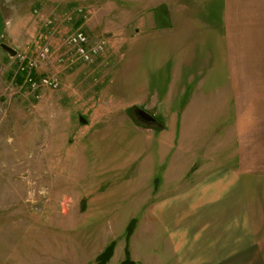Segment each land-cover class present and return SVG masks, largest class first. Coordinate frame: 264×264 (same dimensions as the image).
I'll use <instances>...</instances> for the list:
<instances>
[{
  "label": "rangeland",
  "instance_id": "1",
  "mask_svg": "<svg viewBox=\"0 0 264 264\" xmlns=\"http://www.w3.org/2000/svg\"><path fill=\"white\" fill-rule=\"evenodd\" d=\"M74 31L103 42L93 63ZM3 45L47 46L35 76L58 88L35 98ZM230 76L264 77V0H0V264H95L111 243L120 264L149 205L189 182L181 146L225 140Z\"/></svg>",
  "mask_w": 264,
  "mask_h": 264
},
{
  "label": "crops",
  "instance_id": "2",
  "mask_svg": "<svg viewBox=\"0 0 264 264\" xmlns=\"http://www.w3.org/2000/svg\"><path fill=\"white\" fill-rule=\"evenodd\" d=\"M243 80L230 76L223 82L232 104L230 122L218 134L223 143L205 149L185 143L179 149L197 165L186 186L164 192L161 202L149 205L147 240L141 246L135 247L134 224L127 248L137 264L264 260V77L251 86ZM214 114L224 115L216 109Z\"/></svg>",
  "mask_w": 264,
  "mask_h": 264
},
{
  "label": "built area",
  "instance_id": "3",
  "mask_svg": "<svg viewBox=\"0 0 264 264\" xmlns=\"http://www.w3.org/2000/svg\"><path fill=\"white\" fill-rule=\"evenodd\" d=\"M77 13L80 14L81 10H77ZM50 23V20L46 21V24ZM66 44L71 46L74 54L85 63H93L103 49V42L90 43L82 31H74L66 37ZM48 56L49 48L45 46L40 47L33 56L16 52L13 57L17 72L22 76L26 90L35 98H39L43 89H57L59 86V80L53 73L46 72L39 77L35 76V71Z\"/></svg>",
  "mask_w": 264,
  "mask_h": 264
},
{
  "label": "trees",
  "instance_id": "4",
  "mask_svg": "<svg viewBox=\"0 0 264 264\" xmlns=\"http://www.w3.org/2000/svg\"><path fill=\"white\" fill-rule=\"evenodd\" d=\"M20 79V77H19ZM133 222L129 223L127 227V236L128 233L132 229ZM112 250H113V243L109 244L97 257H96V263L95 264H106V262L109 260V258L112 255ZM125 257L124 259L120 262V264H136L134 263L128 256V251L127 248L124 250Z\"/></svg>",
  "mask_w": 264,
  "mask_h": 264
},
{
  "label": "water",
  "instance_id": "5",
  "mask_svg": "<svg viewBox=\"0 0 264 264\" xmlns=\"http://www.w3.org/2000/svg\"><path fill=\"white\" fill-rule=\"evenodd\" d=\"M3 48L6 49V50L9 52L10 57H13V56L15 55V52H16L15 50H13V49H11V48L5 46V45H3ZM138 114H139V116H140L143 120H145V121H153V120H154L153 117H151L149 114H147V113H146L145 111H143V110H139V111H138Z\"/></svg>",
  "mask_w": 264,
  "mask_h": 264
}]
</instances>
